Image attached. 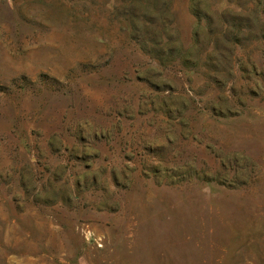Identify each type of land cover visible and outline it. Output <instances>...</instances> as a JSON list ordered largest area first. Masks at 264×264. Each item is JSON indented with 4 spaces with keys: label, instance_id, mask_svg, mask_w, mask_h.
<instances>
[{
    "label": "rangeland",
    "instance_id": "1",
    "mask_svg": "<svg viewBox=\"0 0 264 264\" xmlns=\"http://www.w3.org/2000/svg\"><path fill=\"white\" fill-rule=\"evenodd\" d=\"M0 264H264V0H0Z\"/></svg>",
    "mask_w": 264,
    "mask_h": 264
}]
</instances>
